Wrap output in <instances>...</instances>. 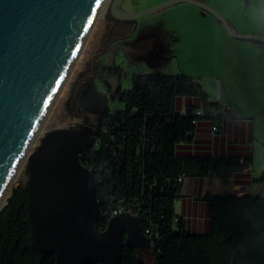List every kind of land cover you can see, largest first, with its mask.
<instances>
[{
	"label": "trees",
	"instance_id": "trees-1",
	"mask_svg": "<svg viewBox=\"0 0 264 264\" xmlns=\"http://www.w3.org/2000/svg\"><path fill=\"white\" fill-rule=\"evenodd\" d=\"M132 22L109 21L100 41H105L112 25L116 33ZM101 77L110 97L122 107L94 117L77 113L83 123L101 128L96 142L79 157L93 174L98 209L123 201L125 208L135 211L142 229L153 224V245H148L153 264H264V196H211L202 232H186L183 217L174 211L181 185L178 175L210 172L226 177L243 167L237 158L175 153L177 142L188 140L196 126L191 122L195 108L220 115L218 101L208 99L198 78L139 72L132 76L130 88L122 89L119 68L106 67ZM188 95H198L201 103L188 106L185 114L177 113L179 98ZM255 180L264 181V170ZM28 196V183L18 182L0 209V264H57L54 254L32 246ZM95 228L104 229L105 220L97 218ZM119 264L145 262L138 248L123 239Z\"/></svg>",
	"mask_w": 264,
	"mask_h": 264
},
{
	"label": "water",
	"instance_id": "water-1",
	"mask_svg": "<svg viewBox=\"0 0 264 264\" xmlns=\"http://www.w3.org/2000/svg\"><path fill=\"white\" fill-rule=\"evenodd\" d=\"M174 1L180 0L134 13L110 12L108 19L135 20ZM98 2L0 0V190L37 132ZM208 10L230 33L244 36L233 33L223 18ZM91 133L89 124L52 129L29 155L27 211L33 227L32 246L54 254L57 264H119L123 239L134 248L148 243L139 221L129 213L114 215L103 230L95 228L94 178L78 157Z\"/></svg>",
	"mask_w": 264,
	"mask_h": 264
},
{
	"label": "rangeland",
	"instance_id": "rangeland-1",
	"mask_svg": "<svg viewBox=\"0 0 264 264\" xmlns=\"http://www.w3.org/2000/svg\"><path fill=\"white\" fill-rule=\"evenodd\" d=\"M164 1L167 0H117V8L119 12L134 13ZM193 1L199 3L180 0L165 4L138 16L132 25L125 23L116 33L112 25L105 33V41L100 40L110 20L102 14L93 20L60 90L12 174L0 209L8 201L12 187L28 181L29 155L39 146L44 133L55 128H81L85 123L78 114L94 117L117 106L118 100L110 97L102 81L106 67L119 68L122 89L130 88L135 73H184L198 78L209 98L216 99L227 50L223 39L226 27L208 8L226 22V18L238 16L239 26L252 28L261 22L264 0ZM232 53L229 50V56ZM138 254L145 264L154 263L147 245L138 247Z\"/></svg>",
	"mask_w": 264,
	"mask_h": 264
},
{
	"label": "crops",
	"instance_id": "crops-1",
	"mask_svg": "<svg viewBox=\"0 0 264 264\" xmlns=\"http://www.w3.org/2000/svg\"><path fill=\"white\" fill-rule=\"evenodd\" d=\"M226 19L233 33L244 36L224 30L227 56L222 60L220 96L207 97L218 101L220 109L229 105L233 114L220 119V129L216 131H212L209 117H199L191 137L177 142L175 153L237 158L243 167L226 177L211 173L183 176L174 211L183 217L184 229L190 233L205 229L211 196L264 194V181L255 180L264 170V13L261 22L252 28L239 26L238 16ZM229 50L234 51L230 56ZM179 103L180 108L199 105L201 98L182 96ZM121 107L117 101L111 110Z\"/></svg>",
	"mask_w": 264,
	"mask_h": 264
},
{
	"label": "built area",
	"instance_id": "built-area-1",
	"mask_svg": "<svg viewBox=\"0 0 264 264\" xmlns=\"http://www.w3.org/2000/svg\"><path fill=\"white\" fill-rule=\"evenodd\" d=\"M179 113H181V114L187 113V107L179 108ZM232 114L233 113H232L231 107L229 105H227V106L223 107L222 109H220V115H218V116L217 115H214L212 112H204L201 107H197V108H195L191 112V115L193 116L192 119H191V122L194 125H196L197 124V120H198L199 117H202V116L209 117L212 120L211 129H212V131H216V130H219L220 129L219 128L220 119L221 118L222 119H225L226 117L231 116ZM93 128H92V133H91L90 141H89V143H88V145L86 147H88V146H90V145H92V144H94L96 142L97 139H96L95 136H96L97 132L101 129L99 127H93ZM83 150H81L79 152L78 157H80V154H81V152ZM182 180H183V175H178L177 176V182L178 183H181ZM122 202L123 201H121L120 203L116 204L115 206H113V207H111L109 209H101V210H99L97 208L96 220H97V218H103L105 220V228H106L109 219L111 217H113L114 215L121 214V213H129V214H132V215L135 216V214H136L135 211H133L131 208H125L124 205L122 204ZM101 230H103V229H101ZM142 230H143V232H144V234H145V236H146V238L148 240L147 246L148 245H153L152 244V239H153V236H154L153 224L149 223Z\"/></svg>",
	"mask_w": 264,
	"mask_h": 264
},
{
	"label": "bare ground",
	"instance_id": "bare-ground-1",
	"mask_svg": "<svg viewBox=\"0 0 264 264\" xmlns=\"http://www.w3.org/2000/svg\"><path fill=\"white\" fill-rule=\"evenodd\" d=\"M117 4H118L117 0H99V2H98V4H97V8H96L95 13H94V16L92 17L91 22L89 23V25H88V27H87V30L85 31V34H84L83 37L81 38L80 44H79L78 47L76 48V50H75V52H74V54H73V57H72L70 63L68 64V66H67V68H66V70H65V72H64V74H63V76H62V78H61V80L59 81V83H58V85H57V88H56V90H55V92H54V94H53V96H52V98H51V100H50V102H49L47 108H46L45 114H46V112L48 111L49 107L51 106V104H52V102H53V100H54L56 94H57L58 91L60 90L61 85L63 84V81L65 80L66 75H67L68 71L70 70V68H71V66H72V64H73V62H74V60H75V58H76V56H77V53H78V51L80 50L79 48H80L82 42H84V39H85V37H86L87 34H88L89 27H90L91 23L93 22V20L96 19L97 16H99V15L101 16V14H102L105 18L108 17V14H109L110 12H113V13H116V14H123L124 12H119V11H118ZM100 8H101V9H100ZM78 49H79V50H78ZM25 152H26V151H25ZM11 178H12V176H11ZM11 178L9 179V181H8V182H7V183L1 188V190H0V205H1L2 202H3V196L5 195V193L7 192L8 188H9V184H10V180H11Z\"/></svg>",
	"mask_w": 264,
	"mask_h": 264
}]
</instances>
